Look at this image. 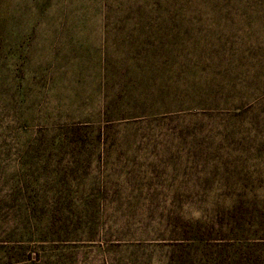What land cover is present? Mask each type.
Wrapping results in <instances>:
<instances>
[{
  "label": "trees",
  "instance_id": "1",
  "mask_svg": "<svg viewBox=\"0 0 264 264\" xmlns=\"http://www.w3.org/2000/svg\"><path fill=\"white\" fill-rule=\"evenodd\" d=\"M89 22L128 33L113 39L124 47L116 62L105 51L101 102L77 113L51 91L43 71L53 59L35 45L47 33ZM236 54L249 56L262 73L241 81L230 76ZM251 54L264 55V0H0V158L82 152L94 140L128 136L186 143L202 138L201 125L232 122L262 127L254 143L264 150V57ZM231 192L197 207V218L183 205L127 208L137 210L132 218L149 237L172 239L159 245L173 250L167 264H264L256 251L264 247V184ZM98 213L92 205L75 215L61 200L51 206L0 200V239L7 228L21 245L65 240L84 225L95 229ZM37 243H27L34 263L43 262L45 245ZM177 249L187 251L185 261ZM48 259L63 264L60 255Z\"/></svg>",
  "mask_w": 264,
  "mask_h": 264
},
{
  "label": "rangeland",
  "instance_id": "2",
  "mask_svg": "<svg viewBox=\"0 0 264 264\" xmlns=\"http://www.w3.org/2000/svg\"><path fill=\"white\" fill-rule=\"evenodd\" d=\"M122 33L128 31L107 30L89 22L81 29L47 33L42 43L35 45L37 52L53 59L43 73L64 109L81 113L101 102L105 51L116 62L124 47L113 39ZM29 43L30 39L26 46ZM246 57L236 54L229 61V75H238L239 81L262 73ZM221 70L228 74L224 67ZM200 129L202 138H189L186 143L174 136H164L154 144L128 136L110 138L106 144L94 140L89 150L82 152L34 157L16 153L10 160L0 158V187H6L0 194L1 203L12 200V206L32 202L51 206L61 200L73 208L74 214L92 205L98 206L99 212L95 229L84 225L76 234L64 236L65 240L27 242L40 248L45 245L40 251L43 262L34 263L27 243L21 245L22 241H17L20 238L8 236L6 228L1 233L4 238L0 240L5 243L0 242V264H50L48 258L54 255H60L63 264H167L173 250L159 245L172 239L142 232L138 220L132 218L131 213L137 211L132 208L154 203L165 209L183 205L197 218L200 205L231 191L264 184V150L256 149L254 143L262 127L232 122L201 125ZM192 145L199 148L192 149ZM24 186L26 192L20 191ZM11 192L12 198L4 197ZM207 192L211 195L205 196ZM16 193H20L18 197ZM128 225L135 228L129 230ZM54 246H59L55 253L46 251ZM256 251L264 259V247ZM175 254L182 261L187 259V251L177 249Z\"/></svg>",
  "mask_w": 264,
  "mask_h": 264
}]
</instances>
